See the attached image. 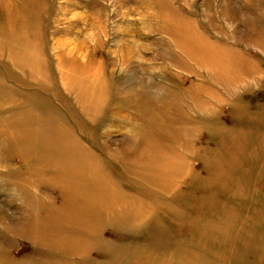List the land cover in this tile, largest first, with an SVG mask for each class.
<instances>
[{"label": "rangeland", "instance_id": "obj_1", "mask_svg": "<svg viewBox=\"0 0 264 264\" xmlns=\"http://www.w3.org/2000/svg\"><path fill=\"white\" fill-rule=\"evenodd\" d=\"M4 1L0 264H264V0Z\"/></svg>", "mask_w": 264, "mask_h": 264}, {"label": "bare ground", "instance_id": "obj_2", "mask_svg": "<svg viewBox=\"0 0 264 264\" xmlns=\"http://www.w3.org/2000/svg\"><path fill=\"white\" fill-rule=\"evenodd\" d=\"M11 5H10V2H9V0H6V1H4V10H5V12H6V19H7V21L8 22H10V21H12L13 20V18H12V14H11V7H10ZM72 61V60H71ZM64 63V62H63ZM62 63V64H63ZM69 65V64H68ZM65 67V66H64ZM32 72V71H31ZM90 86V85H89ZM92 88V87H91ZM102 88V87H101ZM70 91V90H69ZM93 93V92H92ZM78 94V93H77ZM88 94H89V92H88ZM80 97V96H79ZM87 97V96H86ZM133 97V96H132ZM83 99H84V97H83ZM85 99H87V98H85ZM131 100V99H130ZM85 101V100H84ZM86 104V103H85ZM88 104V103H87ZM84 106H86V105H84Z\"/></svg>", "mask_w": 264, "mask_h": 264}]
</instances>
